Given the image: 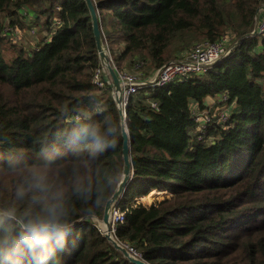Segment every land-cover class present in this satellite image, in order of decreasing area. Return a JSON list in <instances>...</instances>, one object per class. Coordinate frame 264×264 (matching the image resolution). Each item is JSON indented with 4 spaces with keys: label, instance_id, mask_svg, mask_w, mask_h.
Wrapping results in <instances>:
<instances>
[{
    "label": "trees",
    "instance_id": "16d2710c",
    "mask_svg": "<svg viewBox=\"0 0 264 264\" xmlns=\"http://www.w3.org/2000/svg\"><path fill=\"white\" fill-rule=\"evenodd\" d=\"M262 1L94 0L117 69L129 59L158 69L172 47L194 40L226 36L235 46L206 74L143 90L127 105L135 175L114 236L149 264H264V35L252 33ZM236 22L239 33L230 28ZM27 29L43 35L36 47L13 39ZM102 65L85 0H0V153L12 146L31 153L34 139L84 96L101 97L121 117L113 86L94 82ZM193 105L199 115L210 108L206 125ZM122 146L123 137L120 152L99 166L123 170ZM162 192L169 195L152 206L137 204ZM105 206L78 221L63 264H134L95 221Z\"/></svg>",
    "mask_w": 264,
    "mask_h": 264
},
{
    "label": "clouds",
    "instance_id": "9594fccd",
    "mask_svg": "<svg viewBox=\"0 0 264 264\" xmlns=\"http://www.w3.org/2000/svg\"><path fill=\"white\" fill-rule=\"evenodd\" d=\"M62 123L42 131L31 153H0V264H63L83 217L119 195L123 170L99 161L121 150L125 121L95 95L65 107ZM120 202V201H119Z\"/></svg>",
    "mask_w": 264,
    "mask_h": 264
},
{
    "label": "built area",
    "instance_id": "2783aa9c",
    "mask_svg": "<svg viewBox=\"0 0 264 264\" xmlns=\"http://www.w3.org/2000/svg\"><path fill=\"white\" fill-rule=\"evenodd\" d=\"M24 31L25 30H21L19 32L24 33ZM256 34L264 35V17L256 25ZM229 42L230 39L226 36L221 42H201L192 48L184 60L169 61L160 67V70L155 78L147 77L146 79H142L137 74L129 73L123 69H117L113 64V59L106 46L111 64L116 69L121 81V97L124 111L126 112L130 99L141 93L143 90L164 88L171 84L183 82L186 78L191 76L206 74L215 64L219 63L230 54L235 46L228 48ZM135 66L136 69H138L141 64H135ZM104 78L108 81H105ZM94 82L100 88H104L107 84H111L113 86L109 73L103 65L101 69L97 70ZM113 96L116 97L114 88ZM152 106L157 109L156 103H153ZM207 115L209 114L204 113L203 115H200L196 118V121L198 120L200 124L206 125L207 121L209 122ZM224 120H226V117ZM118 204L119 202L114 205L111 211V228L114 235L116 233L117 226L126 222L127 214L129 213L128 210L123 211ZM120 244L125 247L132 256L142 259V254L137 249L123 243Z\"/></svg>",
    "mask_w": 264,
    "mask_h": 264
},
{
    "label": "water",
    "instance_id": "95a60500",
    "mask_svg": "<svg viewBox=\"0 0 264 264\" xmlns=\"http://www.w3.org/2000/svg\"><path fill=\"white\" fill-rule=\"evenodd\" d=\"M86 5L88 7V10L90 12V16L92 19V26H93V32L94 37L97 45V49L102 61L103 66L106 68L107 72L109 73V76L112 80L114 92L116 93V102L119 108V113L121 118L125 121L127 126V131L123 135V146H122V158H123V178H122V185L121 189L119 191V195L109 200V202L105 206L103 219L101 220L102 226L101 229L103 230V234L108 239L110 243L115 247L116 250L120 251L125 257H127L132 263L134 264H149L148 262H145L144 260H141L137 257L132 256L125 247H123L115 238L112 228H111V211L112 208L116 203L121 201L123 198L125 192L128 190L129 185L135 175L133 166H132V160H131V141H130V135H129V129H128V118L126 116V112L124 111L123 105H122V89H121V81L119 79L118 73L116 69L111 64V60L108 54V51L106 49L105 42L103 40V35L101 32V24H100V18H99V12L96 8L94 0H85ZM261 11V8L258 10V17L259 13ZM253 35L256 34V28L255 31L252 32Z\"/></svg>",
    "mask_w": 264,
    "mask_h": 264
},
{
    "label": "rangeland",
    "instance_id": "374dc122",
    "mask_svg": "<svg viewBox=\"0 0 264 264\" xmlns=\"http://www.w3.org/2000/svg\"><path fill=\"white\" fill-rule=\"evenodd\" d=\"M23 13H26V12H23ZM260 13H264V0L262 1V4H261V12ZM30 22V19H26L25 18V23H28ZM232 30H235L237 33H239V29H238V23L236 22L234 27H230ZM229 28V29H230ZM41 38H43V35L37 31H32L30 29H27L24 31V34L22 32H19V33H16L14 36H13V39L15 41H20L22 39V41L20 43H18L19 46H24L26 48H31V47H36V45L38 44V42L41 40ZM201 40H194V41H191L190 43H188L187 45H181V44H177L176 46H174V48L172 47V50L175 49L174 51H172V59L170 61H181V60H184L187 55L189 54V52L192 50L193 47L196 46L197 43H200ZM195 45V46H194ZM230 45V44H229ZM115 49H121V46L119 45H116ZM178 50H183L181 52H178ZM118 51V50H116ZM186 51H188L186 53V55L181 59H177L179 58V55L185 53ZM12 54H8L7 53V57L11 56ZM132 62V59H129V60H126L125 63L122 65L121 69L129 72V73H132V74H137L140 78L142 79H146L147 77L148 78H155L157 73L159 72L160 68L158 69H153L152 68V65L151 64H146V65H143V66H140L138 69H136V66L134 64H131ZM215 104L214 102L209 105L211 107H213ZM193 110L196 112V115L199 117L200 115L197 113V107L196 105H193ZM214 113H213V116H216L218 113H219V108L215 107L214 109ZM205 113H210L211 110L210 108L206 111H204ZM169 195V193L167 192H162V193H154V196H150L149 197V201L147 200V198L145 199H136L137 201V204H141L142 207H149V206H152L155 202L157 201H162L164 196H167ZM163 197V198H162ZM165 199V198H164ZM147 203H150V205H147ZM95 221L98 223V226L101 228L103 225H102V222L101 220L99 219H95ZM103 231V230H102Z\"/></svg>",
    "mask_w": 264,
    "mask_h": 264
},
{
    "label": "crops",
    "instance_id": "0c3cea01",
    "mask_svg": "<svg viewBox=\"0 0 264 264\" xmlns=\"http://www.w3.org/2000/svg\"><path fill=\"white\" fill-rule=\"evenodd\" d=\"M263 15H264V14H263ZM187 52H188V51H186L185 53L179 55V58H177V59H180V58L182 59V58L186 55ZM207 103H208L209 105H211V104L213 103V100H208Z\"/></svg>",
    "mask_w": 264,
    "mask_h": 264
},
{
    "label": "bare ground",
    "instance_id": "6f19581e",
    "mask_svg": "<svg viewBox=\"0 0 264 264\" xmlns=\"http://www.w3.org/2000/svg\"><path fill=\"white\" fill-rule=\"evenodd\" d=\"M104 227V226H103Z\"/></svg>",
    "mask_w": 264,
    "mask_h": 264
}]
</instances>
